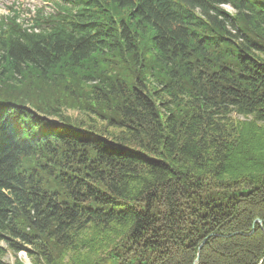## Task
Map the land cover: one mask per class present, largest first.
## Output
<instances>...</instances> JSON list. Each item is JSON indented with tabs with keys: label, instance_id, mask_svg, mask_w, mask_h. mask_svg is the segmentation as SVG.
Masks as SVG:
<instances>
[{
	"label": "trees",
	"instance_id": "1",
	"mask_svg": "<svg viewBox=\"0 0 264 264\" xmlns=\"http://www.w3.org/2000/svg\"><path fill=\"white\" fill-rule=\"evenodd\" d=\"M0 239L33 264H194L202 242L198 264H260L264 0H77L46 29L0 21Z\"/></svg>",
	"mask_w": 264,
	"mask_h": 264
},
{
	"label": "rangeland",
	"instance_id": "2",
	"mask_svg": "<svg viewBox=\"0 0 264 264\" xmlns=\"http://www.w3.org/2000/svg\"><path fill=\"white\" fill-rule=\"evenodd\" d=\"M36 2H38V0H15V2H13V0H0V16H2L3 14H10V12L15 9H18L20 11L21 14L24 15H28L31 11H33L35 9L34 5ZM14 5V7H13ZM220 7H222L226 12H228L230 15L234 14L237 10L231 5V4H222ZM11 11H9V9ZM95 109V107H94ZM62 110L64 112H66V114H69L70 116H73V118H77L79 121L85 123H94L97 122L100 125L101 120L96 118L93 114H86L85 112L87 111H80L79 109H73L72 107H69L67 104L62 106ZM234 118L236 119H244V117L241 116H237V115H232ZM45 118H47L45 116ZM88 118V120H87ZM47 119H51L54 120L55 122H57V117L54 116H50ZM57 120V121H56ZM112 131H114L115 133H119L121 132V129H110ZM68 151H69V155L72 154V151L70 150V148L68 147ZM63 156H60V158H63ZM45 177V174L42 175V178ZM47 187H49L47 185ZM259 219V218H258ZM17 242H19L17 240ZM0 245H2L3 247H5L7 249L6 251V255L4 257V261L9 262V263H14L16 262V259L20 260L21 262H23L24 264H33L32 263V259L29 255L28 250L26 249H22L20 251L15 252L12 248L9 247L8 249V245L7 242L4 239H0ZM204 245V242H202L201 244H199L198 247V251H197V256L195 258V262L194 264H198L199 261V257L201 254V249ZM260 264H264V259L262 258V260L260 261Z\"/></svg>",
	"mask_w": 264,
	"mask_h": 264
},
{
	"label": "bare ground",
	"instance_id": "3",
	"mask_svg": "<svg viewBox=\"0 0 264 264\" xmlns=\"http://www.w3.org/2000/svg\"><path fill=\"white\" fill-rule=\"evenodd\" d=\"M22 109H23V107H21V106H19V107H14L13 108V110H12V112H11V114H14V112L15 111H22ZM17 117L16 116H9L7 119H10L11 121H13V123L12 124H10L9 126H8V130L9 131H13V130H15V129H13L14 127L16 128V126L14 125V124H16V122H17V119H16ZM14 126V127H13ZM61 129L63 130V131H65V128L64 127H61ZM62 131V132H63ZM256 221L260 224V225H262V220L261 219H256Z\"/></svg>",
	"mask_w": 264,
	"mask_h": 264
}]
</instances>
